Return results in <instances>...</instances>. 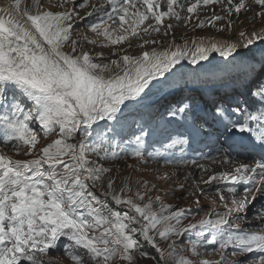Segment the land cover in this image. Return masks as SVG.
<instances>
[{"label": "snow or ice", "instance_id": "snow-or-ice-1", "mask_svg": "<svg viewBox=\"0 0 264 264\" xmlns=\"http://www.w3.org/2000/svg\"><path fill=\"white\" fill-rule=\"evenodd\" d=\"M68 2L60 0L56 11L43 0H28L23 7L22 0H12L9 7L0 8V264H44L37 255L57 250L61 238L72 264H139L138 256L156 259L143 252L141 240L159 254L156 264H211L200 259L201 247L219 252L216 264H264V203L255 206L258 198L264 199V51L259 60L253 52L257 41L264 44V28L241 31L242 42H193L194 51L178 45L145 50L158 42L142 36L160 32L162 25L167 35L173 25L165 24V18L188 23L198 8L210 4L222 3L229 16L239 14L249 8L246 0L93 4L86 16L98 19L87 27L105 38V46L127 41L131 47L130 37L142 39L139 55L112 47L106 58L103 52L86 50L85 44L96 45L97 40L75 35L77 21L85 19L77 8L83 9L87 0H71V7H63ZM254 4L260 7L255 15L264 22V0ZM185 10L187 15L182 14ZM224 19L213 15L208 22ZM212 52L232 61L246 59L261 79L246 92L229 88V74L223 69L195 89L199 96L182 94L188 87L182 85L163 112L159 107L141 111L154 81L166 80L182 59L197 64ZM175 125L183 131L174 133ZM156 136L160 139L154 142L164 150L212 136L220 145L218 151L239 145L260 155V160L210 175L204 183L217 192L221 182L234 185L227 188L233 198L224 203L226 211H213L181 226L188 209L172 211L160 195L152 197L139 188L133 192L125 185L117 190L112 169L99 162L119 158L129 147L132 156L144 159L146 139ZM5 149L25 158H15ZM240 184H251L254 190L245 187V196L237 198L235 185ZM204 192L200 189V195ZM220 200H226L223 193ZM188 233L195 237H189L191 258L176 247ZM158 239L171 241L168 249H161ZM228 255L239 259L229 261Z\"/></svg>", "mask_w": 264, "mask_h": 264}, {"label": "rangeland", "instance_id": "rangeland-1", "mask_svg": "<svg viewBox=\"0 0 264 264\" xmlns=\"http://www.w3.org/2000/svg\"><path fill=\"white\" fill-rule=\"evenodd\" d=\"M97 1V3L99 4H105V0ZM1 2H6L11 5L12 0H0V3ZM43 2L45 6H48L49 2H51L52 7L50 10L53 11L58 10L57 5L60 4V0H43ZM180 2L183 3L184 0H180ZM190 2H195V0H190ZM246 2H248L251 7H254L255 11L249 17L246 18L245 15H242L246 10H242L239 14L234 13L232 16H229L222 3L210 5L217 6V8H211L209 5L206 9L203 7L198 8L197 12L193 14L194 18L191 20V22L188 23L183 21L178 22L174 18H165V24L171 23L173 27L170 30L167 29V35H165L166 29L163 25L161 26L160 32H152L150 36L142 34L143 38L155 39L158 42L157 44H150L145 46V50H150L151 47H156L158 50H163V48H167L169 46L174 48L179 44L183 45L187 41H194L195 37L202 33H217V31L214 32V27L215 30H221L224 33H229V35H226V37L231 36L235 38V36H239V33L241 31L248 33L249 31L253 30V28L261 26L262 24L264 25V22H262L260 17L255 15V13L260 11V7L254 4V0H246ZM26 3H28V0H22V7ZM87 3L83 9L77 8V11L79 12L80 16L85 17V19L82 21H77L78 26L76 27L75 35H87L89 40H97L98 43L96 45L85 44L86 50H88L90 53L103 52L105 58L109 56L112 47H122L127 53L132 55L140 54L141 48L139 47V45L142 43L141 38L130 37L132 42L131 47H128L127 41L124 42L122 45L118 46H105V38L103 36H97L96 33L92 32L87 27L90 23L97 22L98 19L96 16H86V13L91 11V6ZM71 6V0H69L67 4L63 5V7ZM182 14L187 15L186 10ZM213 15L224 16L225 19L222 21H213L209 23L208 21L211 20V17ZM201 20L205 21L204 26H196ZM229 21H231V27L228 26ZM218 35L220 37V33H218ZM262 46L263 44L260 42L256 43L253 47V52L255 53L258 60L261 51H264L262 50ZM189 55H191V52L189 53ZM210 57L211 54L209 55L208 60L199 61L197 64H192L190 59H182L179 64L175 66V68L181 69L182 67V69H185L188 66L194 65L195 69H185L186 73H182L174 72L176 70L174 68L171 72V75L166 74V80L165 78L160 77L158 78V80L161 81L159 84L154 81L153 83L156 86L153 87L151 89V92L145 97L141 111L155 112L156 107H159L160 111L163 112L164 106H166L167 101L172 99V96L176 94V90L181 89L182 85L188 86L187 89H181L182 94H195L199 96V93L195 92V89L200 88L202 86V82L204 79L210 78L201 73L203 67H210L211 65L217 63L214 57ZM112 58L115 59L116 57ZM104 62L107 61L105 60ZM256 67L257 69L259 68V63L256 64ZM235 74L236 71H234V73H229V78H234ZM246 78L248 79L246 83L242 84L241 82H235L231 84L229 81H227L226 86L229 88H239L241 91L246 92L248 90V88L246 87H248V85L249 88L253 87L255 83L261 79V76L257 71L253 72L252 74L249 73ZM192 79L193 81L189 82V80ZM218 87L220 91H223V87ZM100 123L101 125H103L104 122ZM32 127L36 128L35 125H32ZM36 130L39 131L38 128H36ZM180 131H183V129L179 125H175L173 127L174 133ZM79 138L80 137L77 136L76 139ZM158 139H160L159 136L149 137L146 139L144 145V159H138L132 156V148L129 147L126 149V151L121 153L119 158L110 157L107 160H99V162L103 163L105 167H109L112 169L111 178L115 181V186L117 187V190H119L120 187L125 185L130 186L133 192H135L139 188V190L142 192L147 191V194L149 196L155 197L156 195H160L165 204L172 206V211H175L177 209H188L189 211L186 213L187 219L183 220L181 226L187 225L190 222L196 223L201 218L205 217V214L211 213L213 211L221 214L224 213L226 211V209L224 208V203H230L232 199L227 198V194L233 195L232 193L227 191V188L229 186L234 185L223 182L224 189L217 193L214 185H208L204 183V181H206L209 177L206 173H209V170L211 169L209 165L205 166V164H208L207 160L212 158L214 154L218 152V148H220V145L216 144L215 142V137L209 136L206 138H202V141L200 140V138H197L195 141L191 142L190 145L184 144L182 146H175L168 150H164L163 148H161L159 143L154 142ZM212 139L213 142H215V145L209 144ZM47 142H50V138L48 140L42 139L41 145ZM239 148L241 150L246 149L242 146H239ZM5 150L8 151L9 155L15 156L12 151L8 149ZM148 152H152L153 155L149 157L147 155ZM234 156L238 157L239 155L234 154ZM101 157H103V153H101ZM15 158L22 159L25 157L15 156ZM90 158L96 159L94 155H92ZM221 158L222 157L217 159L215 158L209 161L212 163H217L226 160L224 158ZM201 165H203V168L200 167ZM185 167L190 169L192 168L191 170L193 171V175L191 179L189 178V175H187V173L183 171V168ZM181 184L184 185L183 189L180 188ZM153 185L155 186L154 188ZM235 186L238 188V191L235 194L236 197L242 198L241 196H239V193H243L242 190L239 188V185ZM200 189L205 190L203 195H200ZM193 193H196V195H193ZM221 193H223V195L225 196V201L220 200ZM197 196L199 197V204L196 203ZM259 202L260 199H257L255 205L259 204ZM109 203L111 204L110 201ZM111 206L116 207L115 205ZM154 207L159 208V205L157 204ZM256 207L259 208L258 206ZM252 216L253 213L249 212L250 219ZM189 237L195 239L192 233H188L182 241L177 243L176 247L178 249H184L182 254L191 258L192 254L188 250L190 248ZM173 239H175V237ZM170 242L171 241L168 240L158 239V243L161 249H168V245ZM64 243H66V241L61 238V241L58 243L57 250H49V252L45 254H38L37 259L42 260L44 264H72L70 258L63 252ZM141 243L143 247V252H147L148 257H155L156 259L138 256L139 264H156V261L159 259V254L151 245L143 243V240H141ZM251 255L252 254H250V256ZM218 258L219 252L213 251L211 247L200 248L201 260L207 259L211 261V264H216ZM237 259H239L238 256L228 255L229 261ZM169 264H171V261H169Z\"/></svg>", "mask_w": 264, "mask_h": 264}, {"label": "bare ground", "instance_id": "bare-ground-1", "mask_svg": "<svg viewBox=\"0 0 264 264\" xmlns=\"http://www.w3.org/2000/svg\"><path fill=\"white\" fill-rule=\"evenodd\" d=\"M88 1V5H92V4H95L97 3L98 1L97 0H87ZM224 2L226 3V0H224ZM233 2H237V0H233ZM248 2H246L247 4ZM105 4H106V0H105ZM216 4H219V3H216ZM214 4V5H216ZM212 5V4H210ZM209 5V6H210ZM249 5V3H248ZM9 3H6V2H1L0 3V8H3V7H9ZM88 6V7H90ZM211 8H217V6H210ZM251 5H249V8H246L244 10H246L244 12V14L242 15H245V18L246 17H249L254 11V7H251ZM250 9V10H249ZM92 10V9H91ZM204 11V10H203ZM208 11V10H207ZM212 11V10H211ZM202 12V11H201ZM202 14V13H201ZM241 15V14H240ZM232 16V15H231ZM233 18V17H232ZM236 18V17H235ZM234 19V18H233ZM175 23V22H174ZM237 23V22H236ZM180 24V23H179ZM176 25V24H175ZM183 25V24H182ZM177 26V25H176ZM197 26V25H196ZM261 28H264V25L262 24L261 26H257V29L255 30H251L249 31L248 33L252 32V31H260ZM170 30V29H169ZM173 30V29H172ZM214 32L217 31V33H202L198 36L195 37L194 41L190 40V41H187L185 42L183 45L182 44H179L178 46H180L182 49L184 48H187L191 51H194L195 50V46H194V43H200L201 41H203L204 45L205 46H210L211 43L213 42H217V43H225V42H237V41H241V37L240 36H235V38L229 36V37H226V35H229V33H224L222 32L221 30H215V27L213 28ZM218 33H220V37L218 35ZM223 33V35H222ZM237 33V32H236ZM242 42V41H241ZM260 43V42H259ZM152 48V47H151ZM262 50H264V44L262 46ZM190 53V52H189ZM211 54V57H214L216 59V64H213L211 65L210 67H203V70L206 69V70H209V74H211L212 76L216 73H219L221 70L223 69H230L231 68V65L234 67V71H236L237 75H238V78L243 75L244 78L247 77V75L249 73H253L251 72L250 70H248L249 68L247 67L248 65V61L246 59H242L241 57H237L235 62H232L231 58H224V57H221L220 54L218 52H212L210 53ZM209 54V55H210ZM210 57V58H211ZM228 60L230 61L229 63H225V61ZM205 63V62H204ZM206 64V63H205ZM211 64V63H210ZM230 64V65H229ZM176 70L174 72H182V73H186L185 69H190V70H194L195 67L194 65H191V66H188L187 68H183L181 67L180 68H175ZM202 74H203V71H202ZM247 79V78H246ZM208 80V79H206ZM240 83V82H239ZM159 84V83H158ZM200 140L202 141V138H200ZM229 153L226 152L225 148H223V150H220L218 152H216V154H214V156L212 158H210L209 160H213V159H217V158H224L226 160L224 161H220V162H217V163H212L210 162L209 160H207L208 164H205L206 165H209L211 167V169L209 170V173L207 172L206 174L208 176L210 175H213L214 173H218V172H221V171H231L234 167H236L238 164H240L242 162V158H239V157H235L233 156L231 153L235 154V153H242L243 151L245 150H241L239 148L238 145L234 146L233 149H227ZM221 158V159H222ZM220 160V159H219ZM208 166V167H209ZM199 168V167H198ZM192 169V168H191ZM190 168H183V171L187 173V175H189V178L191 179L192 178V175H193V171L191 170ZM208 169V168H207ZM206 169V170H207ZM197 171V170H196ZM195 174V173H194ZM224 183H230L231 182H224ZM245 187L253 190L254 189V186L251 185V184H248V185H244V184H240L239 185V188L242 190L243 193H239V196L241 197H244V194H245ZM259 199V198H258ZM264 203V199H260V202L259 204L255 205V206H258L260 208L261 204ZM257 208V207H256ZM252 218V217H251Z\"/></svg>", "mask_w": 264, "mask_h": 264}, {"label": "trees", "instance_id": "trees-1", "mask_svg": "<svg viewBox=\"0 0 264 264\" xmlns=\"http://www.w3.org/2000/svg\"><path fill=\"white\" fill-rule=\"evenodd\" d=\"M144 243V242H143ZM145 246V245H144Z\"/></svg>", "mask_w": 264, "mask_h": 264}]
</instances>
